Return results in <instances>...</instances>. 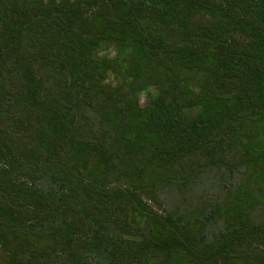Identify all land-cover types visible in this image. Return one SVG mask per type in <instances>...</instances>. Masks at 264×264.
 <instances>
[{"label":"trees","instance_id":"1","mask_svg":"<svg viewBox=\"0 0 264 264\" xmlns=\"http://www.w3.org/2000/svg\"><path fill=\"white\" fill-rule=\"evenodd\" d=\"M224 140L263 190L264 0H0V264H264L248 182L210 240L149 203Z\"/></svg>","mask_w":264,"mask_h":264},{"label":"rangeland","instance_id":"2","mask_svg":"<svg viewBox=\"0 0 264 264\" xmlns=\"http://www.w3.org/2000/svg\"><path fill=\"white\" fill-rule=\"evenodd\" d=\"M147 103L148 97L143 94L141 105ZM212 144L209 150L173 161L166 182L159 183L155 198L149 199V203L162 213L167 211L185 218L198 216L195 220L201 221V226L197 232L207 240L223 230L225 222L219 211L228 206L237 189L247 182V191L253 190L257 195L249 211L251 221L264 223V189L257 190L254 183V174L262 172L260 167L239 165L245 154L229 140ZM261 181L264 187V180Z\"/></svg>","mask_w":264,"mask_h":264}]
</instances>
